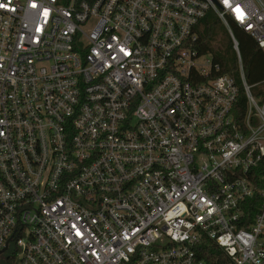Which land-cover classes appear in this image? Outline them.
Wrapping results in <instances>:
<instances>
[{
    "label": "built area",
    "instance_id": "2783aa9c",
    "mask_svg": "<svg viewBox=\"0 0 264 264\" xmlns=\"http://www.w3.org/2000/svg\"><path fill=\"white\" fill-rule=\"evenodd\" d=\"M208 12L238 55L241 121V87L195 48ZM230 22L264 51V0H0V252L212 264L211 241L216 264H264V103Z\"/></svg>",
    "mask_w": 264,
    "mask_h": 264
},
{
    "label": "trees",
    "instance_id": "16d2710c",
    "mask_svg": "<svg viewBox=\"0 0 264 264\" xmlns=\"http://www.w3.org/2000/svg\"><path fill=\"white\" fill-rule=\"evenodd\" d=\"M230 28L238 42L239 54L242 60L243 72L247 84L251 87V92L255 98H259L264 103V51L257 45L255 40L246 34L237 25L230 22ZM198 41L195 44L196 50L201 55L211 54L214 62L219 65L217 75H229L233 77L239 87L241 94L235 105L234 111L241 121L247 110L245 93L241 83V75L238 63V55L234 49L229 32L222 21L213 12H208L205 18L197 27ZM264 175V162L258 169L249 174V178L254 180L252 174L255 172ZM251 175V176H250ZM254 204L245 211L250 219L254 217L257 209ZM201 259L209 263H218L216 257L220 255V249L211 241L203 243L201 246ZM13 264L12 258H7L5 264Z\"/></svg>",
    "mask_w": 264,
    "mask_h": 264
},
{
    "label": "flooded vegetation",
    "instance_id": "af4514ba",
    "mask_svg": "<svg viewBox=\"0 0 264 264\" xmlns=\"http://www.w3.org/2000/svg\"><path fill=\"white\" fill-rule=\"evenodd\" d=\"M7 254L6 253H2L1 255H0V263L1 264H5L6 263V261H7Z\"/></svg>",
    "mask_w": 264,
    "mask_h": 264
},
{
    "label": "rangeland",
    "instance_id": "374dc122",
    "mask_svg": "<svg viewBox=\"0 0 264 264\" xmlns=\"http://www.w3.org/2000/svg\"><path fill=\"white\" fill-rule=\"evenodd\" d=\"M257 99V101H258V103H260L261 101L259 100V98H256ZM260 105H261V103H260ZM11 256H12V252H11V250L9 251V255H8V257L7 258H11ZM16 261H17V256H15V263L14 264H16ZM1 264V263H0ZM11 264V263H10Z\"/></svg>",
    "mask_w": 264,
    "mask_h": 264
},
{
    "label": "water",
    "instance_id": "95a60500",
    "mask_svg": "<svg viewBox=\"0 0 264 264\" xmlns=\"http://www.w3.org/2000/svg\"><path fill=\"white\" fill-rule=\"evenodd\" d=\"M3 252H4V251H1V252H0V255H1Z\"/></svg>",
    "mask_w": 264,
    "mask_h": 264
},
{
    "label": "snow or ice",
    "instance_id": "6c2138e0",
    "mask_svg": "<svg viewBox=\"0 0 264 264\" xmlns=\"http://www.w3.org/2000/svg\"><path fill=\"white\" fill-rule=\"evenodd\" d=\"M225 2L227 3V0H225ZM35 7V5H33Z\"/></svg>",
    "mask_w": 264,
    "mask_h": 264
}]
</instances>
